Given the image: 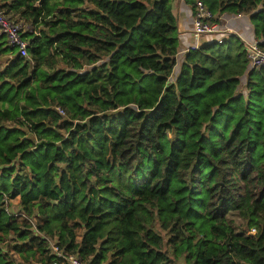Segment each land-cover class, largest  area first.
<instances>
[{"label":"trees","instance_id":"1","mask_svg":"<svg viewBox=\"0 0 264 264\" xmlns=\"http://www.w3.org/2000/svg\"><path fill=\"white\" fill-rule=\"evenodd\" d=\"M174 1L0 0L45 27L29 59L0 35V264H51L48 242L86 264H264V68L232 36L171 82ZM196 2L249 16L264 51V0Z\"/></svg>","mask_w":264,"mask_h":264},{"label":"built area","instance_id":"2","mask_svg":"<svg viewBox=\"0 0 264 264\" xmlns=\"http://www.w3.org/2000/svg\"><path fill=\"white\" fill-rule=\"evenodd\" d=\"M183 3L184 0H179ZM193 9L192 35L195 38L194 44L184 48L180 54L186 56L199 50V41L204 37L220 35L216 44H222L227 36L233 32L222 23V15L213 14L203 3L196 2ZM238 17L240 15H237ZM26 33H33L30 25H22L12 21L2 10H0V35H3L7 46L15 50L22 58L28 59V48L30 41L23 38ZM245 59L249 70L264 68V51L260 48V41L255 39L252 44L244 45ZM59 114H63L58 109ZM21 217V215H16ZM251 233H255L253 230ZM49 243L50 255L53 257L51 264H86L77 255L64 254L54 243Z\"/></svg>","mask_w":264,"mask_h":264},{"label":"crops","instance_id":"3","mask_svg":"<svg viewBox=\"0 0 264 264\" xmlns=\"http://www.w3.org/2000/svg\"><path fill=\"white\" fill-rule=\"evenodd\" d=\"M173 9V13L177 23V33L179 41L178 52L176 55V67L174 69V74L170 77L171 82H173L177 78L180 66L185 62V56L180 54V52L184 48L189 47L195 42V38L191 33L193 27V9L190 6L185 5L184 3H180L179 0L173 2ZM227 15L228 14H222V23L224 26L226 25V27L233 32L232 36L236 37L241 42L244 50L245 44H252L253 41L256 39L253 27L249 21V16L241 17L242 15H240L241 18L236 16V19H232L227 17ZM232 36L225 37L223 41L228 40ZM220 37V35L204 37L199 41V47L210 43H216V41L219 40ZM241 89L245 90L244 77L239 85V90Z\"/></svg>","mask_w":264,"mask_h":264},{"label":"rangeland","instance_id":"4","mask_svg":"<svg viewBox=\"0 0 264 264\" xmlns=\"http://www.w3.org/2000/svg\"><path fill=\"white\" fill-rule=\"evenodd\" d=\"M3 11L5 12V10H3ZM7 16H9V18H10L12 21H14V22H18V23H20V24H22V25H30V23H27V22H25L24 20H20L18 16H14V15H7ZM227 17L232 18V19H236V18H237L235 15H229V14L227 15ZM241 17H247V16H246V15H242ZM241 17L239 16V18H241ZM239 18H238V19H239ZM30 26H31V25H30ZM31 28H32V31H33V32H34V31L36 32V34L40 33V31H41V32L45 31V27H44V26H38V27H35V25H33V27L31 26ZM12 57H13L12 55H9V56H0V72H2V71L4 70V68H5V66H6V63H7L9 60H11ZM28 59H29V58H28ZM57 68L68 69L67 66H62L61 64L57 65ZM44 69H45L46 71L51 70V69L48 68V67H44ZM83 70H84V69H83ZM239 92L245 94L244 90H242V89L239 90ZM245 95H246V94H245ZM7 125H8V127H12V126H13V124H11V123H8ZM17 202H18V200L10 201V204H9V211H10V210L12 211V209H15V208L17 207V206H16V205H17V204H16ZM17 209H18V208H17ZM227 220H228L229 224L234 228V230H235L237 233H240V232H241V227H242V225H243V221H242V219L240 218V216L238 215V213H231V214H229L228 217H227ZM33 223H35V222H33ZM9 256L12 258L14 264H30V263L24 261L23 259H21L20 256H18L17 254H15L13 251H11L10 248H9Z\"/></svg>","mask_w":264,"mask_h":264}]
</instances>
